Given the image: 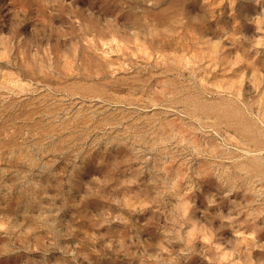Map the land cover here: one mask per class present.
Returning <instances> with one entry per match:
<instances>
[{
	"label": "rangeland",
	"instance_id": "obj_1",
	"mask_svg": "<svg viewBox=\"0 0 264 264\" xmlns=\"http://www.w3.org/2000/svg\"><path fill=\"white\" fill-rule=\"evenodd\" d=\"M0 264H264V0H0Z\"/></svg>",
	"mask_w": 264,
	"mask_h": 264
}]
</instances>
